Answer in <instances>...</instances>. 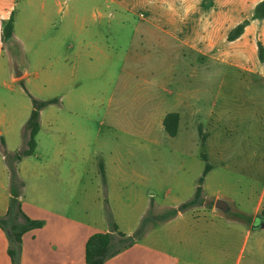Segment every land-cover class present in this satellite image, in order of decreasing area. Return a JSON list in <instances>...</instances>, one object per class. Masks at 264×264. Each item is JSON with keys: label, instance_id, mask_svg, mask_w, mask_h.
Returning <instances> with one entry per match:
<instances>
[{"label": "crops", "instance_id": "0c3cea01", "mask_svg": "<svg viewBox=\"0 0 264 264\" xmlns=\"http://www.w3.org/2000/svg\"><path fill=\"white\" fill-rule=\"evenodd\" d=\"M14 5L15 0H0V218L8 217L12 196L6 157L26 147L24 124L32 110L24 106L21 112L19 101L9 93V83L26 76L14 63L17 47L35 31L29 21L20 26ZM151 11L154 17L148 22L157 32L153 38L160 57L176 58L181 65L159 61L146 70L140 62L135 69H124L131 76L155 77L143 83L124 82L110 96V103L127 100L133 112L99 118L76 111L96 101L78 91L75 83L78 66L88 73L93 67L94 56L83 55L81 47L82 42L97 47L95 37L75 36L79 45L72 58L59 57L58 73L50 68L52 63L45 70L41 89L64 93L39 100L51 102L39 111L35 150L15 163L20 208L42 223L21 235L17 264H85L84 248L91 234L110 232L115 223L119 231L131 235L144 218L177 209L193 198L204 166L196 169L188 158L197 157L199 144L210 165L206 147L212 146L216 157L222 155L214 138L233 131L240 136L264 133V0H153ZM10 18L12 29L6 35ZM148 105L153 109L147 110ZM170 112L178 114L173 136L163 125ZM102 126L114 133L100 140ZM166 137L180 160L172 176L176 200L164 206L153 198L165 183L161 161ZM211 172L210 165L200 204L165 220L149 221L138 239L103 264H240L242 244L253 230L250 257L244 264L264 262V225L255 226L258 216L264 221V206L257 203L248 213L237 206L242 198L215 194L209 199L205 190ZM9 244L0 227V264H12Z\"/></svg>", "mask_w": 264, "mask_h": 264}, {"label": "rangeland", "instance_id": "374dc122", "mask_svg": "<svg viewBox=\"0 0 264 264\" xmlns=\"http://www.w3.org/2000/svg\"><path fill=\"white\" fill-rule=\"evenodd\" d=\"M152 7L153 0H15L14 16L17 17L18 22H21L20 26H23L22 21L26 20L31 24L29 28L35 30L30 39L20 42L14 59L17 69L26 73V76L21 81L9 83L12 87L9 93L19 101L20 111L22 112L24 106L26 110L31 106L33 108V96L41 100L59 98L64 93L63 89L50 92L41 89L43 79L46 78L45 70L52 63L50 68L58 73L61 62L59 57L65 54L72 58L76 50L75 46L79 45L74 41V37L80 36L82 39L95 37L99 40L96 43L97 47L82 42L83 55L91 53L94 56L93 67L88 73L82 70L87 69L86 67L78 66L79 70L75 74L78 91H82L88 99L94 98L96 101L92 105L76 107V111L82 115L92 114L99 118L133 112L135 109L127 100L110 103V96L124 82L143 83L155 77L149 73L131 76L124 73V69H135L140 62L146 64L141 67L146 70L154 67L159 61H162L163 65L173 64L177 68H180L177 65H181L176 58L160 57L153 38L157 32L153 23L148 22L154 17ZM64 37L65 41L60 42L59 40ZM146 37H151V40ZM134 53L137 55H129ZM3 65L6 66L5 61ZM4 90L10 91L5 88ZM116 99L117 97L114 100ZM150 109L153 107L148 105L147 110ZM228 110L233 111V109ZM111 133H114V130L102 126L100 140L104 135ZM240 133L233 131L213 139L217 149L220 148L222 151L219 158L211 154V151H214L212 146L204 149L208 153L207 161L212 166L211 178L208 180L209 187L205 190V194L209 199L215 194L234 200L242 198L243 201L237 205L238 208L251 213L257 203L264 206V133L256 136H240ZM38 139L42 145V133ZM199 140L202 142V137ZM25 142L24 134L22 144ZM169 142L167 137L162 142L161 164L165 183L153 198L155 203L164 206L173 204L176 200V185L172 181V176L177 173L180 160L171 151ZM200 147L201 144L196 158L192 156L188 158L189 164H193L196 169L203 168L205 164L200 158L203 152ZM181 173L182 171L179 172ZM167 174L168 177L165 176ZM194 184H197V181ZM169 210H165L164 213ZM255 220L258 221L257 218ZM254 233L253 230V236L250 235L242 244L240 264H244L250 257ZM115 244L117 245V242ZM240 246L239 243L236 253L239 252Z\"/></svg>", "mask_w": 264, "mask_h": 264}, {"label": "trees", "instance_id": "16d2710c", "mask_svg": "<svg viewBox=\"0 0 264 264\" xmlns=\"http://www.w3.org/2000/svg\"><path fill=\"white\" fill-rule=\"evenodd\" d=\"M12 29V19L5 25L6 35L10 34ZM51 101L32 100L33 108L24 124V131L26 133V147L21 149L18 153L6 157V161L10 170L11 177V199L8 207V217L0 218V227L4 228L8 234L10 241L8 247V255L10 256L12 264H17V255L20 247L21 235L33 228L41 226V222L27 217L20 208L18 196L20 195L21 182L17 177L15 163L24 155H30L34 152L36 147V135L39 131V111L47 103ZM165 130L170 136L176 134L178 127V114L176 112L167 113L163 119ZM203 160L206 161L204 154H201ZM14 161V162H12ZM210 169V165L205 162L204 170L198 180V184L192 199L180 204L177 209H170L166 213L148 216L142 220L138 228L131 235H126L118 230L115 223H112L110 232H95L91 234L85 243L84 260L85 264H103L104 260L109 256L115 254L123 247L130 245L138 239L145 231L146 225L149 221L165 220L174 215L178 210H183L186 207L195 206L201 203V185L205 173ZM20 218L23 222H16ZM117 242V245L115 244Z\"/></svg>", "mask_w": 264, "mask_h": 264}, {"label": "water", "instance_id": "95a60500", "mask_svg": "<svg viewBox=\"0 0 264 264\" xmlns=\"http://www.w3.org/2000/svg\"><path fill=\"white\" fill-rule=\"evenodd\" d=\"M258 219H259V222L255 226H262V225H264V221H263V219L260 216H258Z\"/></svg>", "mask_w": 264, "mask_h": 264}]
</instances>
